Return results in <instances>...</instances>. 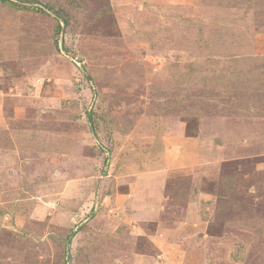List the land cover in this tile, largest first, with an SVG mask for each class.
I'll list each match as a JSON object with an SVG mask.
<instances>
[{"label":"rangeland","instance_id":"1","mask_svg":"<svg viewBox=\"0 0 264 264\" xmlns=\"http://www.w3.org/2000/svg\"><path fill=\"white\" fill-rule=\"evenodd\" d=\"M0 264H264V0H0Z\"/></svg>","mask_w":264,"mask_h":264},{"label":"trees","instance_id":"2","mask_svg":"<svg viewBox=\"0 0 264 264\" xmlns=\"http://www.w3.org/2000/svg\"><path fill=\"white\" fill-rule=\"evenodd\" d=\"M36 10H37V11H41V10H40V9H38V8H37Z\"/></svg>","mask_w":264,"mask_h":264}]
</instances>
